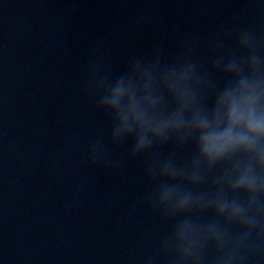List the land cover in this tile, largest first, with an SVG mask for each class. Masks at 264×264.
Here are the masks:
<instances>
[{
	"label": "clouds",
	"instance_id": "clouds-1",
	"mask_svg": "<svg viewBox=\"0 0 264 264\" xmlns=\"http://www.w3.org/2000/svg\"><path fill=\"white\" fill-rule=\"evenodd\" d=\"M237 49L225 68L235 82L210 110L193 106V87L201 80L195 60L177 66L178 58L157 74L158 56L155 63L133 58L114 79L100 61L89 67L86 91L111 122L110 143L130 139L131 157L149 155L172 134L181 142L196 138L187 164L169 154L148 159L145 170L152 185L145 200L171 224L158 248L169 264H249L254 259L264 264V56L250 30L239 31ZM223 61L217 57L214 66ZM139 81L144 82L140 97ZM154 81L159 96L151 90ZM165 94L179 101L170 114L161 104ZM89 157L93 165L116 163L107 159L100 141L90 146ZM156 259L149 257L145 264Z\"/></svg>",
	"mask_w": 264,
	"mask_h": 264
}]
</instances>
